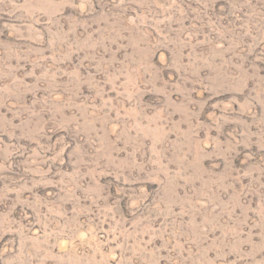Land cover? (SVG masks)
Instances as JSON below:
<instances>
[{
	"label": "rangeland",
	"instance_id": "rangeland-1",
	"mask_svg": "<svg viewBox=\"0 0 264 264\" xmlns=\"http://www.w3.org/2000/svg\"><path fill=\"white\" fill-rule=\"evenodd\" d=\"M0 264H264V0H0Z\"/></svg>",
	"mask_w": 264,
	"mask_h": 264
}]
</instances>
